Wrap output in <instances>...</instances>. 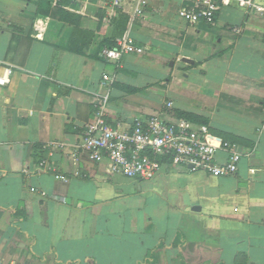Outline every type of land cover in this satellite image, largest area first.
Wrapping results in <instances>:
<instances>
[{"label": "crops", "instance_id": "obj_1", "mask_svg": "<svg viewBox=\"0 0 264 264\" xmlns=\"http://www.w3.org/2000/svg\"><path fill=\"white\" fill-rule=\"evenodd\" d=\"M40 1L0 0V78L12 71L0 85V260L264 264V0H230L213 26L179 18L185 0H148L124 34L103 0H54L49 15ZM60 10L93 34L84 54ZM126 36L149 51L101 56ZM105 96L113 125L159 115L207 127L238 146V172L113 174L82 149Z\"/></svg>", "mask_w": 264, "mask_h": 264}, {"label": "built area", "instance_id": "obj_2", "mask_svg": "<svg viewBox=\"0 0 264 264\" xmlns=\"http://www.w3.org/2000/svg\"><path fill=\"white\" fill-rule=\"evenodd\" d=\"M103 1L111 18L129 16L144 19L148 11V0ZM229 1L185 0L178 16L190 26L201 23L213 26ZM148 51V47L126 36L119 39L114 47L103 49L101 56L120 62L126 56H141ZM11 74L12 71L7 70L0 78L1 86L10 84ZM104 79L111 81L109 77ZM108 105L109 96H105L94 120L84 130L82 149L94 162L107 160L113 174L130 180L153 181L163 171L205 173L213 177H228L238 172L244 158L238 146L217 138L207 127L195 126L186 119L170 122L159 115L137 118L126 125H113L108 119ZM173 105L168 104L169 107ZM222 152L226 156L222 157ZM41 167H47L46 163L43 162ZM0 264L7 263L0 260Z\"/></svg>", "mask_w": 264, "mask_h": 264}, {"label": "trees", "instance_id": "obj_3", "mask_svg": "<svg viewBox=\"0 0 264 264\" xmlns=\"http://www.w3.org/2000/svg\"><path fill=\"white\" fill-rule=\"evenodd\" d=\"M54 0H41L38 3L39 6V13L42 15H49L50 14V9H51V3ZM98 1V0H96ZM71 1L70 0H62L59 4H58V8H61L62 6H65L66 4H70ZM76 4H74L75 8H78V6H76ZM58 14L60 15L61 19L63 22L71 24L74 26V35L72 37L71 40V50L75 53L78 54H84V51L89 47L90 45V39L93 34L89 33L87 31H84L80 28L78 20L79 18L77 16H74L72 14H70L69 12H65L64 10H60L58 12ZM118 23V27L121 29L122 34H124L127 31V24H128V19L125 16H120L119 19L117 20ZM114 44L110 45V47H114ZM191 116H186V118H189Z\"/></svg>", "mask_w": 264, "mask_h": 264}]
</instances>
